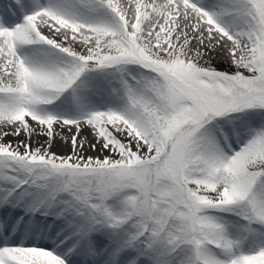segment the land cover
<instances>
[{
	"label": "snow or ice",
	"instance_id": "1",
	"mask_svg": "<svg viewBox=\"0 0 264 264\" xmlns=\"http://www.w3.org/2000/svg\"><path fill=\"white\" fill-rule=\"evenodd\" d=\"M0 264H264V0H2Z\"/></svg>",
	"mask_w": 264,
	"mask_h": 264
},
{
	"label": "rangeland",
	"instance_id": "2",
	"mask_svg": "<svg viewBox=\"0 0 264 264\" xmlns=\"http://www.w3.org/2000/svg\"><path fill=\"white\" fill-rule=\"evenodd\" d=\"M1 1V0H0ZM218 67H220V68H223V67H225V65L224 64H222V63H220V64H218L217 65ZM60 144H59V141L57 142V145L56 146H54V148H53V151H56V149H57V146H59Z\"/></svg>",
	"mask_w": 264,
	"mask_h": 264
},
{
	"label": "bare ground",
	"instance_id": "3",
	"mask_svg": "<svg viewBox=\"0 0 264 264\" xmlns=\"http://www.w3.org/2000/svg\"><path fill=\"white\" fill-rule=\"evenodd\" d=\"M1 1H2V0H1ZM1 1H0V2H1ZM64 150H65V149H62V148L60 147V145L57 146V149H56L57 152L64 151Z\"/></svg>",
	"mask_w": 264,
	"mask_h": 264
}]
</instances>
